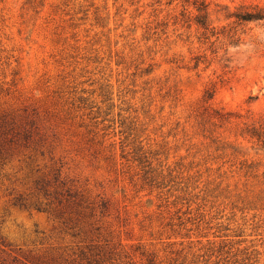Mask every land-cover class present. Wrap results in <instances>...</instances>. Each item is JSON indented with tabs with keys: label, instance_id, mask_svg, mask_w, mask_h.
<instances>
[{
	"label": "rangeland",
	"instance_id": "374dc122",
	"mask_svg": "<svg viewBox=\"0 0 264 264\" xmlns=\"http://www.w3.org/2000/svg\"><path fill=\"white\" fill-rule=\"evenodd\" d=\"M0 0V264H264V0Z\"/></svg>",
	"mask_w": 264,
	"mask_h": 264
},
{
	"label": "trees",
	"instance_id": "16d2710c",
	"mask_svg": "<svg viewBox=\"0 0 264 264\" xmlns=\"http://www.w3.org/2000/svg\"><path fill=\"white\" fill-rule=\"evenodd\" d=\"M196 7H197V10L199 12V14L195 18L196 22L198 24H201L202 26H205L206 25V19H207V11H206L207 4L204 2V0H199Z\"/></svg>",
	"mask_w": 264,
	"mask_h": 264
}]
</instances>
